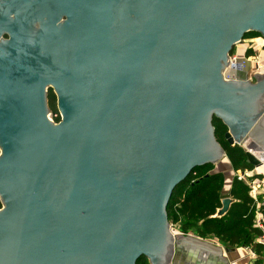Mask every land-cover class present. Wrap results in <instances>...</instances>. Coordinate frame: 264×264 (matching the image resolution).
<instances>
[{
	"label": "water",
	"instance_id": "water-1",
	"mask_svg": "<svg viewBox=\"0 0 264 264\" xmlns=\"http://www.w3.org/2000/svg\"><path fill=\"white\" fill-rule=\"evenodd\" d=\"M3 3L0 80L20 83L23 96L0 98V210L18 196L12 222L0 226L4 264H136L141 256L177 264L182 243L207 250L198 237L173 234L167 205L195 167L225 155L213 116L261 167L256 144L244 141L264 153V74L233 81L223 71L247 32L264 36V0ZM33 9L28 44L45 53L51 74L14 51L18 19L29 23ZM232 202L222 198L217 215Z\"/></svg>",
	"mask_w": 264,
	"mask_h": 264
},
{
	"label": "trees",
	"instance_id": "trees-1",
	"mask_svg": "<svg viewBox=\"0 0 264 264\" xmlns=\"http://www.w3.org/2000/svg\"><path fill=\"white\" fill-rule=\"evenodd\" d=\"M257 32H247L252 37ZM258 34V33H257ZM48 106L52 114H57L55 122L59 121L56 105V95L52 88L48 90ZM214 135L217 142L225 151L233 170L250 171L254 166L247 161L246 153L241 145L230 144L225 133L227 126L215 116L212 118ZM212 163L195 167L191 173L179 182L171 194L167 205L168 220L172 219L177 225L176 230L183 234L191 232L201 239L213 238L224 247L233 249L244 245H252L257 254L261 253V246L254 240L259 230L253 226L255 210H264L263 204L256 205L249 193L248 186L236 176L232 178L228 196L222 195L224 174L211 172ZM260 177V174H255ZM231 197L233 202L228 211L217 215L221 207V199ZM136 264H149L145 256H141Z\"/></svg>",
	"mask_w": 264,
	"mask_h": 264
},
{
	"label": "crops",
	"instance_id": "crops-1",
	"mask_svg": "<svg viewBox=\"0 0 264 264\" xmlns=\"http://www.w3.org/2000/svg\"><path fill=\"white\" fill-rule=\"evenodd\" d=\"M261 127L264 129V120L261 122ZM227 126V130H228ZM247 144H256L258 148V144L251 137H247L244 141ZM263 151L264 148H261ZM256 152H258L256 150ZM264 171V168L258 167L250 170L249 175L255 176V174H260ZM211 172H222L224 174V184L222 188V195L228 196L230 184L232 178L238 171L233 170L232 165L226 155L222 156L216 163H213V169ZM259 198L261 203H264V185L259 189ZM179 234V233H178ZM194 236V235H193ZM196 237V236H195ZM203 240V239H202ZM207 250L200 249L195 245L182 243L179 251L177 250L176 254L178 257L176 258L177 264H263L264 258L260 254H257L252 245H244L241 244L238 247L226 250L222 244H220L217 240L213 238H208L206 240ZM251 251L255 252L257 256H252ZM190 256V257H189ZM175 259V257H174Z\"/></svg>",
	"mask_w": 264,
	"mask_h": 264
},
{
	"label": "built area",
	"instance_id": "built-area-1",
	"mask_svg": "<svg viewBox=\"0 0 264 264\" xmlns=\"http://www.w3.org/2000/svg\"><path fill=\"white\" fill-rule=\"evenodd\" d=\"M243 40L248 43L244 53H242L241 55H237L236 53H230L228 56L229 63L223 71V78L225 80L236 81L237 77L244 72L246 80L254 81L255 77L253 76V73L259 72L261 74H264V36H252L247 39H242L238 43L241 44ZM238 43H236V45H239ZM56 117L57 114H54L53 119H50L54 120ZM256 156L260 159L261 166H264V157H259L258 155ZM235 176L239 180H242L248 186L249 193L254 198L256 205L259 206L260 204H263L264 206V203H261L259 198V189L264 185V171H262L260 177L249 175V171L247 170L238 171ZM253 226L259 230V235L255 238L254 241L261 246L260 254L264 258V210H255ZM173 234L175 233L173 232ZM250 253L252 256H257L256 253L253 251H251Z\"/></svg>",
	"mask_w": 264,
	"mask_h": 264
},
{
	"label": "flooded vegetation",
	"instance_id": "flooded-vegetation-1",
	"mask_svg": "<svg viewBox=\"0 0 264 264\" xmlns=\"http://www.w3.org/2000/svg\"><path fill=\"white\" fill-rule=\"evenodd\" d=\"M18 8V7H17ZM16 8V9H17ZM7 9H8V5L3 3V0H0V22H5L6 21V16H7ZM34 10V9H33ZM35 10L34 12H32V10L28 13L26 19L30 20L29 23L25 22V21H21V19H18L19 25H20V30L17 32V37L16 38V44L21 45L19 48H15L14 51L18 52L20 54V52L28 53V57L29 60L35 65V66H40L41 70L43 71V73L45 74L47 72V74H51L53 73V67L49 68L47 64V58L45 59V53L43 52V55L38 56L39 52L42 53V50H38V48H32L31 46H29L28 44V35H32L35 36L36 32L33 31V26H32V19L35 16ZM22 14V9H17V15L19 16V18L21 17ZM17 16V17H18ZM27 23V24H26ZM53 35V34H52ZM4 37V36H3ZM5 39L9 38V35L6 34V36L4 37ZM50 40V43H53L54 40V36H49L48 37ZM23 46V47H22ZM4 47V46H2ZM25 47V48H24ZM24 48V49H22ZM46 50H49V52L51 51L52 48H49L47 46L44 47ZM3 49H5V52L9 51L8 50V46L4 47ZM44 49V51H46ZM40 53V54H41ZM50 57V54L48 56V58ZM7 63L4 62H0V69L1 67H3L4 69H6L5 67ZM12 72H10V75ZM4 80V81H2ZM0 98L1 100H4L6 103L8 100H14L16 102H19V99H22L23 96H20L19 94V87H20V83H15V81L10 82L4 79L0 80ZM21 85H23V82L21 83ZM49 90V88H48ZM53 90V89H52ZM54 92V91H53ZM48 95V92H47ZM13 96V97H12ZM48 101V99H47ZM49 107V106H48ZM50 111V108H49ZM59 113V112H58ZM14 193V192H12ZM17 195H12L11 197L8 198V203H9V210H0V226H8L14 217V213L15 210H13L16 206V200H17ZM4 207L3 202L1 201V196H0V209ZM6 235L2 232H0V264H4V260L6 259L7 256V251H8V242L6 240Z\"/></svg>",
	"mask_w": 264,
	"mask_h": 264
},
{
	"label": "rangeland",
	"instance_id": "rangeland-1",
	"mask_svg": "<svg viewBox=\"0 0 264 264\" xmlns=\"http://www.w3.org/2000/svg\"><path fill=\"white\" fill-rule=\"evenodd\" d=\"M249 32H251V31H249ZM258 35H260L259 33L257 34H255V35H252V36H258ZM6 36V34H4V37ZM247 38H250V36H246L245 37V35H244V38L243 39H247ZM239 45H234L233 46V48H232V50L230 51V53L231 54H234V53H236L237 55H241L242 53H244V51H245V49L247 48V45H248V43L245 41V40H243L242 41V43L240 44V43H238ZM48 115H49V117L50 118H52L53 119V115L54 114H52V112L51 113H48ZM53 121H55V119L53 120ZM0 151H1V149H0ZM169 221V225H170V230L171 231H173L175 234H178V233H180V232H178L177 230H176V228H177V225L173 222V220L172 219H169L168 220ZM183 234V233H182ZM188 235H194V234H192L191 232H188ZM195 236V235H194ZM201 239V238H200ZM203 240H206V239H203Z\"/></svg>",
	"mask_w": 264,
	"mask_h": 264
},
{
	"label": "bare ground",
	"instance_id": "bare-ground-1",
	"mask_svg": "<svg viewBox=\"0 0 264 264\" xmlns=\"http://www.w3.org/2000/svg\"><path fill=\"white\" fill-rule=\"evenodd\" d=\"M250 151H252V153H254V154H256V155H258L259 157L261 156V157H264V154H259V152H256V149H253V148H250ZM263 168H264V166H262Z\"/></svg>",
	"mask_w": 264,
	"mask_h": 264
}]
</instances>
